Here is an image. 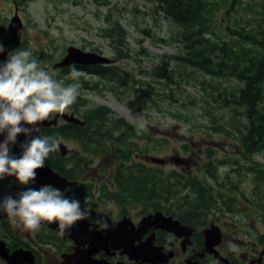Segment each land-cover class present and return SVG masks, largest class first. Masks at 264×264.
I'll use <instances>...</instances> for the list:
<instances>
[{
	"label": "trees",
	"instance_id": "1",
	"mask_svg": "<svg viewBox=\"0 0 264 264\" xmlns=\"http://www.w3.org/2000/svg\"><path fill=\"white\" fill-rule=\"evenodd\" d=\"M146 1L153 4L170 26L167 39L159 40L175 44L178 51L161 56L159 63L153 64L150 71H142V75L129 72L115 63L76 64L79 71L89 76L85 79L81 75L79 82L96 93L109 91L119 102L135 110L146 108V104L160 110L165 99L171 102L176 100L172 110L168 111L171 117L183 123L194 121L198 131L205 130L217 135H224L225 132L239 153L225 155L220 160L214 156L212 148L207 147L202 157L204 163L200 164L205 178H202L201 183L197 178L191 179L192 187L204 192L196 197L187 194L188 202L182 203L180 210L192 213L200 206L207 209L212 206L223 207L226 212L232 207L237 208L240 198H243L246 204L263 212L260 216L264 221V161L253 159L258 154L264 157V0ZM220 16L226 20L224 27L217 25ZM102 31L116 57H126L127 48L125 50L122 47L125 46L127 32L121 24L109 23L108 28L104 27ZM58 70L59 77H68L69 67ZM204 76L210 77L206 79ZM229 80L234 82L229 90L219 82ZM73 82L65 81L66 84ZM157 84H161V87ZM184 86H195L201 94L197 97ZM127 97H132L134 103ZM136 97L139 101L135 100ZM90 104L78 98L72 108L77 114L84 115L81 117L85 123L83 126L73 125L66 131L78 137L86 136L87 133L85 151L95 155L111 154L110 158L119 160L131 159L132 152L149 154V144L142 147L131 141V135L135 136L136 132L128 122L123 118L113 121L112 117L109 122L107 117L111 112L108 107ZM87 106L90 107L86 109ZM226 109L229 116L223 119L222 113ZM201 115L204 121L200 120ZM142 135L137 134L140 137ZM112 143L117 146L116 150ZM46 162L54 164L59 172L71 179L79 176L82 167L67 161L66 164L59 161L57 164L51 156ZM218 162L224 163L227 168L224 176L217 174ZM113 167L118 191H113L111 196L119 200L124 196H128L125 200L129 197L134 200L141 198L140 203L144 204L146 197L158 194V198L165 199L166 192L174 194L171 185L178 188L183 181H170L174 179V170L164 171L160 166L149 167L141 162L125 165L119 161ZM101 172L109 174L103 165ZM121 175L126 177L122 178ZM235 176L242 177L238 179L242 187L252 184L248 194L235 181ZM223 180L225 185L221 186ZM211 190L219 192L212 194ZM99 191L108 196L103 187ZM176 205L180 203L176 201ZM4 213L0 210V217ZM252 215H247L248 219ZM1 220L0 237L8 236L11 226L3 218Z\"/></svg>",
	"mask_w": 264,
	"mask_h": 264
},
{
	"label": "rangeland",
	"instance_id": "2",
	"mask_svg": "<svg viewBox=\"0 0 264 264\" xmlns=\"http://www.w3.org/2000/svg\"><path fill=\"white\" fill-rule=\"evenodd\" d=\"M15 5L24 22L21 32L22 41L27 46V50L33 52L34 58L39 61L44 70L48 69L46 65L51 60L60 59L69 45L107 55L111 63H114L111 58H115L117 59L116 65H121L127 71L140 73V75L142 71H150L153 64L159 63L161 56L178 51L175 44L159 40L167 39L170 26L162 14L156 11L153 4L146 0H105L103 3L100 0H0V44L3 46L7 41V22L14 12ZM113 22H119L127 32L125 46L122 47L125 50L127 48V56L120 59L116 57L102 31L104 27L108 28L109 23ZM217 25L221 27L226 25L223 16H220ZM204 77L209 79L210 76ZM141 79L147 80L148 78ZM219 82L223 84V88L227 87L228 90L233 87L231 85L234 83L230 80ZM89 84L91 85L92 81ZM157 86L161 87V84ZM184 87L197 97L201 94L195 86ZM88 91L85 98L92 104L104 105L113 112L116 120L123 118L124 121L135 125L136 135L132 136V139L135 142L138 141L142 147L146 143L149 144V154L163 160L160 165L164 171L179 170V167H182V165L174 164L172 158L176 156L189 157L193 165L191 170L199 168L203 162L204 149L207 147L212 148V153L220 160L225 155L233 156L238 152L235 143L225 136L227 135L225 132L224 135H217L205 132V130L198 131L195 129L194 121L183 123L171 117L168 111L172 110V105H175L176 100L171 102L170 99H165L160 110L150 108L149 104H146V108L137 111L119 102L109 91H102L100 94ZM127 99L134 103L132 97H127ZM135 100L139 101V98L136 97ZM222 114L223 119L225 116L228 117V109ZM200 120L204 121L205 118L201 115ZM140 133L143 135L137 136ZM145 135L146 138H144ZM61 144H69V147L74 145L72 142L68 143V140H64ZM253 159L264 161L262 154L254 156ZM184 170L190 172V165L189 167L184 166ZM225 172L224 164L217 165L218 175L224 176ZM96 174L98 173L93 169L91 174H84V176ZM194 176L200 183L202 182L203 177L195 174ZM240 178L242 177H234L245 194H248V191L252 189V184H244L242 187L239 183ZM112 189L114 191V188ZM245 202L246 199L240 198L239 206L236 208L238 213L234 216H237L241 222L243 217L239 214L240 211L247 212L244 222L246 225H241L238 230L236 226L231 225V222L228 223L230 231H239L238 236L241 238L239 246L250 244V240L256 239L259 234H264V221L260 216L263 212ZM110 206L112 207L113 204ZM250 214L253 215L248 219L247 215ZM3 218L12 226L7 215ZM1 219L0 217V221ZM261 248L258 246V252ZM50 256L52 254L42 257L43 264H56ZM262 262L264 264V254Z\"/></svg>",
	"mask_w": 264,
	"mask_h": 264
},
{
	"label": "flooded vegetation",
	"instance_id": "3",
	"mask_svg": "<svg viewBox=\"0 0 264 264\" xmlns=\"http://www.w3.org/2000/svg\"><path fill=\"white\" fill-rule=\"evenodd\" d=\"M75 115L78 117L76 118ZM71 116L80 120L82 119L81 116L84 115L76 114L72 106H70L64 113L51 114L44 124L42 122L39 123L37 125L39 132L37 134L57 137L61 140V143L64 140H68V143L73 141L78 164L82 166L113 163L116 160L115 158L105 159L99 155L80 157V150L87 145L88 136L87 133L86 136L82 137L66 133L68 129L73 128V125L83 126L79 122L74 123L68 120ZM130 124L136 129L135 125ZM131 141L135 143L132 136ZM148 163L150 162L148 161ZM223 164L220 162L217 165ZM189 165L191 170L193 165L190 158L182 167H179L180 172L183 171L184 166L189 167ZM188 171L184 170L183 173H175L174 179L170 180L173 183L177 179L183 180L178 185V188L171 185V190L174 191V194L168 191L165 199L158 198L159 194L148 196L144 204H141L140 200L136 204L132 203V201L123 203L122 200L110 198V191H107L108 196L101 194L99 190L104 185L109 190L112 189V182L108 181L103 184L101 176H88L90 183L87 184L72 181L71 186H69V192H65V194L67 196L74 195L75 198L81 200L82 204L84 203V198H88L89 203L86 206L91 208V215L84 220L88 229L100 231L105 228L106 221L123 220L125 225L121 233L119 248L113 249L108 245L106 248H100L96 252L91 253L88 258L93 261L104 260L106 264H263L264 234H259L256 239L250 240V244L239 246L238 243L241 238L238 236V230L241 225H246L244 223L246 219L242 212L239 214L243 217L241 221L243 223L239 221L237 216H234V214L238 213L235 207L230 208L226 212L223 211V207L212 206L208 209L200 206L198 210L192 213L191 211L187 213L180 210L181 204L185 201L188 202L186 200L187 194L197 196L204 192L192 187L189 177L191 175L186 174ZM172 176L168 175L167 177ZM120 177L124 178L126 176L121 175ZM202 177L205 178L204 174H202ZM224 185L223 180L221 186ZM9 187L25 190L24 186L19 185L15 178L10 179ZM92 187L94 188L92 189ZM211 192L212 194H217L219 191L211 190ZM175 195L179 197L175 198ZM176 201L180 205H176ZM110 204H113V206L111 207ZM174 206L175 209L173 210ZM157 212H161L165 217H169L173 221H179L181 226H185L182 227L184 231L181 226L175 225V223L170 224V220L150 216ZM3 217L4 214H1V218ZM230 222L238 230L230 231L228 225ZM212 226L217 227L220 232L219 241L213 247L217 254L204 250L206 235L208 234L205 230L210 229ZM11 227L8 236L1 238L6 241V244L9 241L11 251L19 247L31 249L34 254V264H43L42 257L47 254H52L50 258L51 260L54 259L56 264H62L64 255L73 254L75 246L79 245L78 249L85 254L90 244L86 240L88 239L86 232L80 235L74 232L75 240L69 236L61 235L59 231L45 225H41L40 229L35 232L21 230L14 224ZM187 231L189 232L185 233ZM232 246L236 247L235 251L232 250ZM258 246L262 247L260 252H258ZM0 264L6 263L0 259ZM82 264L87 263L83 262Z\"/></svg>",
	"mask_w": 264,
	"mask_h": 264
},
{
	"label": "clouds",
	"instance_id": "4",
	"mask_svg": "<svg viewBox=\"0 0 264 264\" xmlns=\"http://www.w3.org/2000/svg\"><path fill=\"white\" fill-rule=\"evenodd\" d=\"M4 52L0 44V53ZM69 68L66 79L74 82L66 84L44 70L31 50H11L0 62V181L14 177L25 188L15 196H0V210L24 231H38L42 222H48L57 224L64 235L91 215L87 197L82 204L74 195L67 196L51 185L31 186L36 182L37 170L45 167L46 159L61 145L57 137L38 135L37 125L53 113H64L79 95L81 72L75 64ZM20 135L25 139L16 156L12 146ZM104 227H109L107 222Z\"/></svg>",
	"mask_w": 264,
	"mask_h": 264
},
{
	"label": "water",
	"instance_id": "5",
	"mask_svg": "<svg viewBox=\"0 0 264 264\" xmlns=\"http://www.w3.org/2000/svg\"><path fill=\"white\" fill-rule=\"evenodd\" d=\"M21 26V20L15 14L11 22L8 26V33L11 35V37L15 36L17 31L19 30ZM7 52L0 53V62L4 61L7 58ZM110 61L109 58L95 52V51H86L82 50L77 46H68L66 49V54L64 57L55 63L53 67L58 66H65L70 64H83V65H89V64H97V63H108ZM66 116V115H65ZM68 120L73 121L74 123H81L78 119L73 118L72 116L68 118ZM3 139V136H0V140ZM18 144V141H17ZM16 144V145H17ZM16 145L12 146V154L19 156L21 149L18 148ZM153 162L156 163H163V160L161 158H151ZM172 160L176 164L183 163L185 161L184 158L181 156H176L172 158ZM11 177H7L4 180L0 181V196L12 194L15 196L16 193L23 191L22 189H13L9 188L6 185L9 183ZM14 178V177H12ZM41 185H51L55 188H58L60 190H64L68 182L66 178H64L62 175H60L58 172L53 170L49 165L45 163V167L43 169L37 170V178L36 182H34L33 187L39 188ZM150 216H157L162 217L163 219L170 220V224L179 225V221H173L169 217H165L161 212H157L154 215ZM107 222V221H106ZM109 227L102 230H95V229H88L86 226V223L84 221L78 222V224L70 230V232H66L64 235L69 236L70 238H73L76 240V236L74 232L77 234H83L86 232L87 238L86 240L89 241V247L86 249L85 254L81 252V250L78 249V246H75V251L73 254H65L64 255V261L62 264H106L104 260L100 261H93L88 258V256L91 255V253L96 252L100 248H106L108 245L111 246V248H119L120 247V241H121V233L123 231V228L125 227L124 221H114V222H107ZM41 225H46L52 229L58 230V226L55 223H48V222H42ZM86 226V227H85ZM181 226V229L184 231V229ZM207 231L206 240H205V248L204 250L209 253H215L217 254V251L213 248L219 241L220 232L217 227L212 226L210 229L205 230ZM189 231L185 232L188 233ZM211 236V237H210ZM0 258L4 259L8 264H34V254L31 249L29 248H15L14 250L10 251V248L6 245V242L4 239H0Z\"/></svg>",
	"mask_w": 264,
	"mask_h": 264
},
{
	"label": "bare ground",
	"instance_id": "6",
	"mask_svg": "<svg viewBox=\"0 0 264 264\" xmlns=\"http://www.w3.org/2000/svg\"><path fill=\"white\" fill-rule=\"evenodd\" d=\"M168 193V192H167ZM196 197V196H195ZM194 202V201H193ZM233 208V207H232Z\"/></svg>",
	"mask_w": 264,
	"mask_h": 264
}]
</instances>
